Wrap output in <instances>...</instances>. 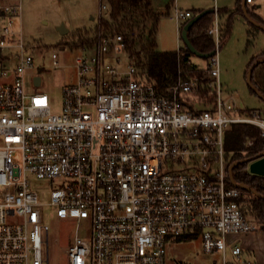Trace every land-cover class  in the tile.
Listing matches in <instances>:
<instances>
[{"label": "built area", "instance_id": "1", "mask_svg": "<svg viewBox=\"0 0 264 264\" xmlns=\"http://www.w3.org/2000/svg\"><path fill=\"white\" fill-rule=\"evenodd\" d=\"M109 11L105 2L99 18ZM20 13V2L0 1V264L47 263L43 219L51 210L77 224L68 264H166L167 242L194 233L205 253H220L217 264L239 262L237 237L264 225L243 212L246 194L230 180L224 135L251 124L263 137L264 114L222 95L218 18L209 26L216 47L205 67L212 101L198 100L192 79L158 93L118 56L126 53L122 35L99 33L78 48L75 80L52 112L46 93L26 89L34 59L12 29ZM191 17L178 11L175 20ZM51 59L59 66L57 53ZM5 60L12 64L2 67ZM34 77L32 87H40ZM41 182L54 185L47 202L34 190ZM81 221L89 224L84 237Z\"/></svg>", "mask_w": 264, "mask_h": 264}, {"label": "rangeland", "instance_id": "2", "mask_svg": "<svg viewBox=\"0 0 264 264\" xmlns=\"http://www.w3.org/2000/svg\"><path fill=\"white\" fill-rule=\"evenodd\" d=\"M149 1L151 9L160 14L155 35L159 51H175L184 47L180 29L182 21L178 24L175 20L178 11L190 10L194 17L198 10L212 9L216 13L215 9L232 8L237 2V0ZM8 2L21 3V13L18 18L14 19L12 29L15 38H22L25 48L34 59L33 68L26 74V89L29 92L46 93L50 98L51 111L56 112L60 109L62 89L75 80L72 65L74 57L80 53V50L78 46H72L69 42L72 41L73 34L78 30L89 29L94 34L92 29L98 22L99 9L105 0H9ZM253 6H258L253 10L258 17H262L264 15V0H254L252 4H247L249 10H252ZM102 18L107 19L104 15ZM225 19L226 16L220 15L219 26L224 24ZM249 24L254 25L245 15L235 18L231 24L232 29L228 38L224 45L216 50L215 54V58L219 62L218 75L222 95H231L237 107L243 111L264 109L263 101L249 87L246 74L247 65L252 57L259 55L264 49V30L254 25L258 30L254 33V38H250L247 32L252 27ZM62 25L68 31L64 35H61L57 30ZM52 52L58 54L57 63L59 66L52 64ZM8 53L9 51L3 50L2 55L7 56ZM118 56L126 63L133 62L127 52ZM190 60L199 68H205L208 62V60L194 55L190 57ZM11 64V61L5 60L2 67L4 65L9 67ZM36 75L41 78L42 84L40 87L33 88L31 79ZM5 80L0 76V83H4ZM197 95L198 100H203L201 98L204 96L201 92ZM198 107L200 106L197 104L196 108ZM34 188L39 193V200L47 202L49 191L54 188V185L41 182ZM244 196L245 198L239 200L243 203L242 208L245 216L259 223L247 209L251 198L250 193ZM43 224L49 228L47 255L44 253L47 257L45 264H68L67 251L74 242L76 221L74 219H59L51 210L45 215ZM88 229L89 224L81 221L78 230L79 236L84 237ZM261 229L262 227L259 228V230ZM43 237L45 236L43 235ZM220 258L219 252L205 253L203 251L200 237L186 240L175 238L166 244V264H217Z\"/></svg>", "mask_w": 264, "mask_h": 264}, {"label": "trees", "instance_id": "3", "mask_svg": "<svg viewBox=\"0 0 264 264\" xmlns=\"http://www.w3.org/2000/svg\"><path fill=\"white\" fill-rule=\"evenodd\" d=\"M105 2L110 9L109 17L98 19L96 26L92 29L94 34L89 29L78 30L73 34L72 41L69 42L72 46L90 45L96 41L99 33L103 35L121 34L126 52L136 67L137 75L147 82H151L158 93L165 95L168 88L178 81L192 79L200 84L198 92L204 96L201 99L213 100L214 95L210 96V91H208L213 79L208 77L205 68H199L197 64L191 63L190 57L193 55L185 45L175 51H159L157 49L155 35L160 14L151 9L149 0H105ZM241 4L242 0H237L232 8H217L215 9L216 13L211 12L196 21L188 33L190 44L202 53H209L214 50L215 43L212 36L208 34L211 22L215 16L217 18H220V15L226 16L224 24L219 26V43L221 44L228 38L234 19L244 16ZM254 8L256 6L249 10L245 5L249 17L257 24L264 26V15L258 17L253 10ZM183 25L184 23L180 25V29ZM249 25L252 28L248 30L247 34L250 38H254V33L258 29L252 24ZM64 43L67 44L68 42ZM260 58H264V49L259 55L252 57L247 65V70ZM251 74L253 86L264 96V63L255 66ZM258 111L264 114V109ZM224 139L226 155L231 161L238 162L232 169L233 179L258 193L259 196H256L243 189L245 194L250 193L251 195L248 211L254 219L264 225V177L247 171V164L243 162V160L256 157L264 151V136H260L259 129L254 125L235 124L225 132ZM249 139L254 140L253 145L246 147ZM261 230L264 231V226ZM194 237H196L195 233L179 236L178 239L186 240Z\"/></svg>", "mask_w": 264, "mask_h": 264}, {"label": "water", "instance_id": "4", "mask_svg": "<svg viewBox=\"0 0 264 264\" xmlns=\"http://www.w3.org/2000/svg\"><path fill=\"white\" fill-rule=\"evenodd\" d=\"M242 10L244 12V15L247 17V19L253 23L254 25L261 27L264 30V26L261 24H256L253 22V20L249 17V15L247 14V10L245 9V1L242 0V4H241ZM211 12H214L212 9H207V10H201L200 12H198L197 14H195V16L191 19H189L188 21H186L184 23V25L181 27V39L183 44L188 48V50L190 51V53L194 56H198L200 58L203 59H209L210 57H212L215 54V50H212L209 53H202L199 52L197 49H195L193 47L192 44H190L189 40H188V33L189 30L191 29L190 27L193 26L195 24L196 21H198L200 18H202L203 16L210 14ZM57 30L60 32L61 35L66 34L68 31L67 29L64 28V26H59L57 28ZM224 42H221V44L219 45V47H222L224 45ZM264 63V58H260L259 60L255 61L247 70V83L249 85V87L257 94V96L264 101V96L253 86L252 82H251V72L252 69L261 64ZM34 81V85L38 86L40 83V77L36 76L33 78ZM243 162H245L247 164V170L255 175H259L264 177V151L259 153L256 157L253 158H247V160H243ZM238 162H234V164L232 166H235ZM231 182L236 186V187H241L242 189L247 190L248 192H252L254 195L259 196L258 193L253 190L250 187H246L243 184L240 183H235L233 180V176L230 177Z\"/></svg>", "mask_w": 264, "mask_h": 264}, {"label": "crops", "instance_id": "5", "mask_svg": "<svg viewBox=\"0 0 264 264\" xmlns=\"http://www.w3.org/2000/svg\"><path fill=\"white\" fill-rule=\"evenodd\" d=\"M5 1L8 2L9 0H5ZM257 7L258 6H256V8ZM186 11L191 12L190 10H186ZM237 239L243 252L241 255V260L236 264H264V231L263 230L250 232V234H247L245 236H239L237 237Z\"/></svg>", "mask_w": 264, "mask_h": 264}]
</instances>
